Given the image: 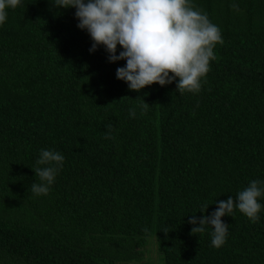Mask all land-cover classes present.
<instances>
[{
	"label": "trees",
	"instance_id": "1",
	"mask_svg": "<svg viewBox=\"0 0 264 264\" xmlns=\"http://www.w3.org/2000/svg\"><path fill=\"white\" fill-rule=\"evenodd\" d=\"M192 2L223 43L201 91L183 95L175 81L129 90L116 78L126 61L110 63L102 46L89 51L75 8L22 0L8 10L0 264H140L152 238L163 264H264V209L257 223L239 210L222 217L229 228L220 248L211 226L191 234L188 223L264 181V0ZM42 149L65 159L48 195L36 196Z\"/></svg>",
	"mask_w": 264,
	"mask_h": 264
},
{
	"label": "clouds",
	"instance_id": "2",
	"mask_svg": "<svg viewBox=\"0 0 264 264\" xmlns=\"http://www.w3.org/2000/svg\"><path fill=\"white\" fill-rule=\"evenodd\" d=\"M50 3L57 8H75L77 27L86 30L91 38L90 52L102 46L110 63L126 61L125 66L116 69V78L135 92L175 81L180 95L198 94L211 70L216 45L223 43L219 26L192 0H50ZM21 4L22 0H0V26L6 22L8 10ZM118 46L122 50L117 55ZM142 107L147 110L149 105L144 102ZM129 115L134 118L135 110L130 109ZM106 128L105 138L110 139L113 125ZM64 159L55 150L40 151L38 166L32 168L40 181L31 185L34 195H48ZM261 197L264 181H250L235 199L229 196L226 201H217L211 215H192L188 220L193 225L191 234H203L211 226V246L222 247L229 228L222 217L239 210L250 222L257 223L264 209ZM208 206L205 204L201 212L206 213Z\"/></svg>",
	"mask_w": 264,
	"mask_h": 264
},
{
	"label": "rangeland",
	"instance_id": "3",
	"mask_svg": "<svg viewBox=\"0 0 264 264\" xmlns=\"http://www.w3.org/2000/svg\"><path fill=\"white\" fill-rule=\"evenodd\" d=\"M150 240H149L150 242L149 244L151 245L149 246H152V247H150L148 251H145L143 255H141L140 264H163L161 256L158 253L155 240L153 238Z\"/></svg>",
	"mask_w": 264,
	"mask_h": 264
}]
</instances>
